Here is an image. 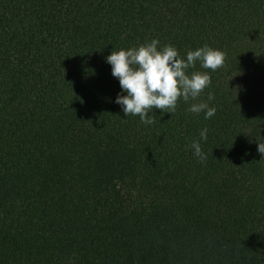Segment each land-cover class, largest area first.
Wrapping results in <instances>:
<instances>
[{
  "label": "trees",
  "instance_id": "obj_1",
  "mask_svg": "<svg viewBox=\"0 0 264 264\" xmlns=\"http://www.w3.org/2000/svg\"><path fill=\"white\" fill-rule=\"evenodd\" d=\"M152 38L224 62L143 124L105 57ZM257 142L264 0H0V264H264Z\"/></svg>",
  "mask_w": 264,
  "mask_h": 264
},
{
  "label": "clouds",
  "instance_id": "obj_2",
  "mask_svg": "<svg viewBox=\"0 0 264 264\" xmlns=\"http://www.w3.org/2000/svg\"><path fill=\"white\" fill-rule=\"evenodd\" d=\"M156 38L131 46L110 50L105 61L110 65L111 75L118 80L120 91L114 103L120 106L124 116H138L141 123L151 124L153 109L172 113L177 99L187 102L195 100L210 83L208 72L189 71L198 62L200 68L215 71L224 62V53L207 44L188 49L181 56L177 49L169 44L160 45ZM213 99L208 93V100ZM188 111L199 114L204 119L215 115V107L200 101L189 104ZM208 129L199 131L200 140H192L188 147L192 155L203 161L200 141L207 139ZM257 151L264 155V143L257 142Z\"/></svg>",
  "mask_w": 264,
  "mask_h": 264
}]
</instances>
